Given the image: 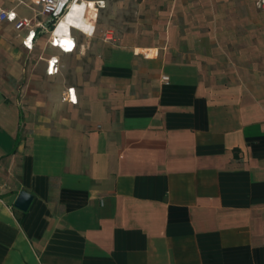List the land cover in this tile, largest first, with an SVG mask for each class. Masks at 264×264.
<instances>
[{
	"label": "crops",
	"instance_id": "crops-1",
	"mask_svg": "<svg viewBox=\"0 0 264 264\" xmlns=\"http://www.w3.org/2000/svg\"><path fill=\"white\" fill-rule=\"evenodd\" d=\"M98 12L71 53L0 21V264H264V8L139 0L109 41Z\"/></svg>",
	"mask_w": 264,
	"mask_h": 264
},
{
	"label": "built area",
	"instance_id": "built-area-1",
	"mask_svg": "<svg viewBox=\"0 0 264 264\" xmlns=\"http://www.w3.org/2000/svg\"><path fill=\"white\" fill-rule=\"evenodd\" d=\"M37 4L41 5L40 16L43 19H32V18H20L15 10H0V21L7 20L13 22L15 29L20 31L25 28L28 29L27 35L23 39V44L28 50H33L35 46V41L39 35H48V43L50 46L57 48L63 53L74 52L78 47V42L74 36L73 31L78 30L88 37L93 36L97 31L96 24L93 23V30L91 33H87L82 29L70 25L68 31H63L61 33L57 32V28L62 20L74 9L77 4H84L85 11L84 17L89 19V12L104 9L107 5L106 0H93L94 8L92 10L90 0H32ZM255 4L259 8H264V0H255ZM107 32L105 34L106 39H112L113 35ZM84 45L82 44V47ZM60 59L57 56H51L47 60V74L54 75L59 72ZM163 79L168 82L169 77L164 76ZM63 99L71 102L72 104H77V99L75 96V88H68L63 96Z\"/></svg>",
	"mask_w": 264,
	"mask_h": 264
},
{
	"label": "rangeland",
	"instance_id": "rangeland-1",
	"mask_svg": "<svg viewBox=\"0 0 264 264\" xmlns=\"http://www.w3.org/2000/svg\"><path fill=\"white\" fill-rule=\"evenodd\" d=\"M139 0H107V5L104 9H100L98 12V32L104 39H106L105 34L113 35L111 40H115L116 31L120 28H123L127 22L134 20V17L137 15L135 13L136 3ZM255 3V0H253ZM256 5V4H255ZM23 11H27L25 7H21ZM93 10V9H92ZM96 11H90L91 16H95ZM75 26H78L77 24ZM60 31H68V27L62 26ZM91 31V29H90ZM77 33L76 30H74ZM110 40V39H106Z\"/></svg>",
	"mask_w": 264,
	"mask_h": 264
},
{
	"label": "bare ground",
	"instance_id": "bare-ground-1",
	"mask_svg": "<svg viewBox=\"0 0 264 264\" xmlns=\"http://www.w3.org/2000/svg\"><path fill=\"white\" fill-rule=\"evenodd\" d=\"M84 11H85V5L84 4L75 5L74 9L59 24V26L57 28V32L58 33L62 32V31H60L62 26L68 27V30H69L70 25L75 26L77 24L78 26H76V27L82 29L83 31H85L87 33H91L94 26H92V25L87 26V21H86V18L84 17ZM87 29H91V31L88 32Z\"/></svg>",
	"mask_w": 264,
	"mask_h": 264
},
{
	"label": "water",
	"instance_id": "water-1",
	"mask_svg": "<svg viewBox=\"0 0 264 264\" xmlns=\"http://www.w3.org/2000/svg\"><path fill=\"white\" fill-rule=\"evenodd\" d=\"M32 199L33 196L31 194L26 191H22L16 200L15 206L22 210H27L29 205L31 204Z\"/></svg>",
	"mask_w": 264,
	"mask_h": 264
}]
</instances>
